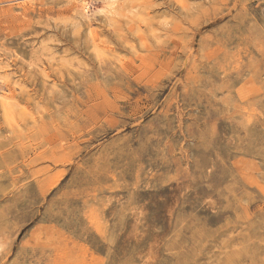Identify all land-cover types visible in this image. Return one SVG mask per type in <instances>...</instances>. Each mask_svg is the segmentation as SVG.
<instances>
[{
  "label": "rangeland",
  "instance_id": "374dc122",
  "mask_svg": "<svg viewBox=\"0 0 264 264\" xmlns=\"http://www.w3.org/2000/svg\"><path fill=\"white\" fill-rule=\"evenodd\" d=\"M0 66V264H264V0H0Z\"/></svg>",
  "mask_w": 264,
  "mask_h": 264
},
{
  "label": "bare ground",
  "instance_id": "6f19581e",
  "mask_svg": "<svg viewBox=\"0 0 264 264\" xmlns=\"http://www.w3.org/2000/svg\"><path fill=\"white\" fill-rule=\"evenodd\" d=\"M23 1V0H22ZM76 2L78 3V6L79 7H81V8H83L84 10H86L87 9V7H88V5H89V0H76ZM21 5V4H20ZM20 5H18V6H20ZM23 5V4H22ZM21 5V6H22ZM23 8V7H22ZM21 9V8H20ZM89 26V25H88ZM86 34L88 35V37L91 39V41H92V43H93V45H94V47L96 46V47H100L101 48V46L103 47V44L105 43L104 41H101V40H98V37H96L95 35H96V33H95V31H93L92 29H90L89 27L86 29ZM100 39V38H99ZM105 46V45H104ZM98 49V48H97ZM99 50V49H98ZM100 50H102V49H100ZM97 58V57H96ZM0 70H1V72L4 70L5 71V69L4 68H2L1 66H0ZM3 71V72H4ZM5 75V74H4ZM0 76H2L3 77V75H0ZM3 79H6L5 77H3ZM4 81V80H3ZM7 82V81H6ZM11 87L12 86H9L8 84H7V89L6 90H3L2 92H1V95H0V99H1V101H2V104L4 105V106H6L7 105V103H8V101H9V99H11V97H12V89H11ZM14 99V98H13ZM17 100V99H16ZM11 102V101H10ZM13 103V102H12ZM11 104V103H10ZM16 104H17V102H16ZM9 106V105H8ZM15 106V105H14Z\"/></svg>",
  "mask_w": 264,
  "mask_h": 264
}]
</instances>
